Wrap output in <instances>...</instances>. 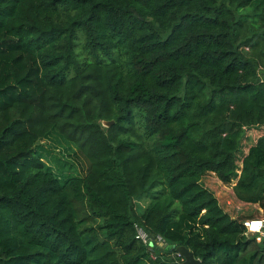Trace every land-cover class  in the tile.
<instances>
[{"label": "trees", "instance_id": "trees-1", "mask_svg": "<svg viewBox=\"0 0 264 264\" xmlns=\"http://www.w3.org/2000/svg\"><path fill=\"white\" fill-rule=\"evenodd\" d=\"M264 0H0V264H264L202 184L264 213ZM113 122L110 127L104 124ZM90 165L61 179L51 136ZM149 201L142 207L141 202Z\"/></svg>", "mask_w": 264, "mask_h": 264}, {"label": "rangeland", "instance_id": "rangeland-1", "mask_svg": "<svg viewBox=\"0 0 264 264\" xmlns=\"http://www.w3.org/2000/svg\"><path fill=\"white\" fill-rule=\"evenodd\" d=\"M259 73L261 76H264V63L259 65ZM251 135L244 138L240 151V158L244 157V154L249 151L250 146L254 145L259 136L264 134L263 130H254ZM247 133V132H246ZM37 152L40 153L45 160V163L50 166L58 175H62L61 179H66L68 176H80L84 177L89 173L90 165L86 158L74 147L68 143L62 141L58 136H51L48 139L42 140L37 146ZM237 180V179H236ZM232 182L231 185H225L226 190L222 192L223 188L221 184V193L222 201L226 202V205L231 208H236L237 206L243 205L241 201L231 192L233 190L236 181ZM149 201L143 200L141 206H147ZM264 216V214L262 215ZM264 219V217H263ZM142 230L139 228V231ZM142 232V231H140ZM164 242V240L161 238Z\"/></svg>", "mask_w": 264, "mask_h": 264}, {"label": "crops", "instance_id": "crops-1", "mask_svg": "<svg viewBox=\"0 0 264 264\" xmlns=\"http://www.w3.org/2000/svg\"><path fill=\"white\" fill-rule=\"evenodd\" d=\"M252 131H254V130H252ZM248 133L250 136L252 132L248 131L246 133V138L248 136ZM260 137L261 136H259L258 139ZM258 139L256 140L254 145L250 146V148H252L253 146H255L257 144ZM250 148H249V150H250ZM248 153H249V151L246 152L244 154V156H246ZM202 184L205 186V188H207L209 191H211L212 193H214L216 195V197L219 199L222 207L233 218L236 219V218H242L243 217V218L249 219V217H254V216L255 217H263L262 216L264 214L263 210L257 204L253 205V204H246V203L241 202L243 205H241L239 207L237 206L236 208H231V207L227 206L226 202L222 201V198H221V193L224 191H227L225 188L226 186L215 176V174L210 173L209 175L205 176L203 178ZM221 184H222L223 188H225V189H222L221 190L222 192H219V190L222 188ZM231 192L236 196L234 190H232Z\"/></svg>", "mask_w": 264, "mask_h": 264}, {"label": "water", "instance_id": "water-1", "mask_svg": "<svg viewBox=\"0 0 264 264\" xmlns=\"http://www.w3.org/2000/svg\"><path fill=\"white\" fill-rule=\"evenodd\" d=\"M113 122H107L104 125L106 127H110ZM151 247H154L155 244L161 248V251L169 250L173 254H177L181 258H183V264H203L201 260L195 258L194 254L184 246L175 247L173 245H168L167 243L160 242L158 238H150Z\"/></svg>", "mask_w": 264, "mask_h": 264}, {"label": "built area", "instance_id": "built-area-1", "mask_svg": "<svg viewBox=\"0 0 264 264\" xmlns=\"http://www.w3.org/2000/svg\"><path fill=\"white\" fill-rule=\"evenodd\" d=\"M244 226L247 229V233L250 235H255L257 237V240L260 242L262 239H264V219H254V220H247L244 222ZM142 231V232H140ZM139 231L138 238L143 240V242L150 246L151 241L150 237L146 235V233L143 230ZM160 242H163L160 237H158ZM180 257V256H179ZM176 262L178 264H183L184 260L183 258H176Z\"/></svg>", "mask_w": 264, "mask_h": 264}]
</instances>
